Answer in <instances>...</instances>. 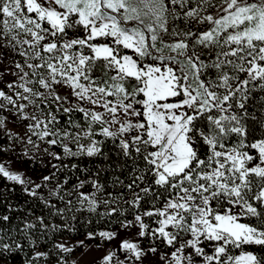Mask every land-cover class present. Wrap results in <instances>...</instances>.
I'll return each mask as SVG.
<instances>
[{
    "label": "snow or ice",
    "instance_id": "1",
    "mask_svg": "<svg viewBox=\"0 0 264 264\" xmlns=\"http://www.w3.org/2000/svg\"><path fill=\"white\" fill-rule=\"evenodd\" d=\"M34 84L44 91L29 86ZM0 85L11 93L0 87V179L12 182L4 191L19 185L60 217L133 211L132 219L117 220L114 231L56 243L54 264H81L90 252L101 255L84 264H264V138L248 142L250 122L264 131V119L250 110L259 93L264 112V0H0ZM62 88L69 94L61 95ZM51 104L56 111L45 112ZM30 106L41 115L26 111ZM60 111L82 113L86 127L69 119L68 128H57ZM17 121L23 131L9 127ZM98 135L131 162L126 187L132 197L107 193L101 199L98 179L81 180L73 209L66 199L72 193L61 195L68 180L49 184L68 167L65 157L102 155ZM84 139L90 143H80ZM17 144L24 145L19 155ZM57 145L63 156L50 150ZM21 157L41 165L35 180L11 167ZM45 158L61 162L47 175ZM87 182L95 191H81ZM147 196L150 208L143 207ZM7 199L0 191V205ZM101 205L104 212H98ZM7 211H14L11 203ZM11 219L0 210V264L20 253L22 264L41 258L48 264L50 253L38 250L35 225L25 221L5 231ZM37 219L46 231L49 225ZM52 228L76 231L66 223ZM77 249H84L80 259L70 260ZM235 249L239 255L230 254Z\"/></svg>",
    "mask_w": 264,
    "mask_h": 264
},
{
    "label": "trees",
    "instance_id": "2",
    "mask_svg": "<svg viewBox=\"0 0 264 264\" xmlns=\"http://www.w3.org/2000/svg\"><path fill=\"white\" fill-rule=\"evenodd\" d=\"M194 6V5H193ZM82 34V33H81ZM259 93L256 94V103H250V110L254 111L257 115L258 120L264 119V112L261 111L259 107ZM59 123L64 124L68 127V120L71 119L77 123H80L86 127V124L83 119V114L77 111H74L69 115L64 114L63 112L58 113ZM94 129L98 131V126H94ZM264 138V131L261 130L258 123L250 122V138L249 143L253 142L256 139ZM95 139L104 141L102 146V155L97 156H87L81 155L76 157H65L62 161L63 164L68 165L67 168H61L57 173L56 177L50 183L53 187L55 186L57 181H60L63 184L65 179L68 180V183L63 186V191L61 195L65 193H72L71 196H66V199H71L73 202V209H75L77 205L78 193L74 186L81 180L89 181L90 179H98L99 183L104 185V191L97 193L98 198L107 199V193H112L113 196L123 194L124 199H131L132 193L127 190L126 185L131 182L133 179L132 174V164L131 162H126V158H124L119 149L113 144L111 139L106 140L103 136H96ZM55 152L59 153L63 156V148H56ZM255 150H251V153H254ZM61 162L54 161L53 164H59ZM72 164L77 165L76 169L71 167ZM143 166L141 165V168ZM86 170V171H85ZM54 171L52 167L47 171L48 174ZM117 180L123 182V187L117 183ZM5 186L11 188L12 182L0 179V191H3L4 196H6L7 202L3 205H0V210L6 211V214L12 217L10 224H5V231L12 228H20L24 225L25 221L31 222L35 225V229L33 231V236L39 238L40 247L38 250L49 252L50 256L47 258L48 263L55 261L57 258L55 255H51L57 252V249L54 248V245L64 237L79 239L86 236L89 231H100L104 229H114L119 224L117 222L118 219H123L126 216L130 219L133 215V211L128 209L123 213V216L117 217L114 214L112 217H101L96 213H88L84 212H66L64 217L55 216L52 212L55 209L49 210L45 207L44 203L39 199L31 198L26 196L22 190L21 186L17 185L15 187V191H4ZM145 185L141 184L140 187H144ZM81 191L85 193H91L95 191L93 189L90 182L85 183L83 189ZM139 191V189H136ZM141 195H143L141 193ZM47 198V195L45 196ZM144 208H150L151 204V196L145 197ZM53 203H56L58 207H64L63 202L57 201L55 198L52 200ZM163 200L157 201V206H161L163 204ZM7 203H11L14 206V211H7ZM128 208V206H125ZM105 206L101 205L98 209V212H104ZM143 210V209H142ZM75 215L77 218L74 221L72 216ZM42 216L44 219V224L49 225V228L42 232L43 225L37 219V217ZM146 222L151 226L155 227L154 219L149 220L146 218ZM245 222H248L245 220ZM254 222V221H252ZM69 224L73 226L76 231L70 232L67 229L61 228L60 230H53L52 225H63ZM12 235L15 237L16 233L13 232ZM18 238V237H17ZM26 245L25 251L31 255V252L28 251L27 241H24ZM258 246H246L244 248L245 251H256ZM239 249L232 250L230 254H236ZM24 259V253H20L16 256L14 260L9 261L12 264H22ZM38 264H45V258H41Z\"/></svg>",
    "mask_w": 264,
    "mask_h": 264
},
{
    "label": "rangeland",
    "instance_id": "3",
    "mask_svg": "<svg viewBox=\"0 0 264 264\" xmlns=\"http://www.w3.org/2000/svg\"><path fill=\"white\" fill-rule=\"evenodd\" d=\"M221 2V0H215V3L217 5H219ZM213 13L216 12V9L213 8L212 9ZM195 27H198V28H201V29H205L207 28V25H197ZM187 30V29H186ZM23 38V37H22ZM208 54L205 53V58H207ZM17 59H20L19 57H17ZM27 70V69H26ZM11 79H14L13 77L9 76L7 77V80H11ZM30 87H33L34 90H38V91H44L42 88H40V86L38 84H34V85H29ZM0 87H3V90H5L6 92H9V90L3 86V85H0ZM18 91H22L21 89H17ZM60 92L61 95H68L69 92H68V89L66 88H62V89H59L58 90ZM9 94H11L9 92ZM71 101L73 104H76V103H79L75 97H72L71 98ZM20 103H23V101H20ZM70 105L68 103H64L63 107H69ZM83 107L85 108H92L93 106L88 104V103H83L82 104ZM43 107V106H42ZM53 111L55 112L56 111V105L55 104H51L50 105V109L49 108H45L44 111L47 112V111ZM95 110L97 111H102V109L100 108H96ZM28 111L29 113H35L37 115H41L39 112H37L35 109H33L31 106L26 110ZM62 112V111H60ZM60 112H57L56 114L58 115V113ZM10 119H14V117H10ZM26 123V122H25ZM98 126V125H97ZM9 127L13 129V131H23V129L21 128L20 126V122H16V123H10L9 124ZM57 128H60L61 130L65 129V128H68L66 127L64 124H61V123H58L56 125ZM99 128V126H98ZM72 131H75V129H70ZM33 141L36 142V143H40L41 147H46L47 145L42 142V141H39L35 136H33ZM64 143L68 144L70 148H72L73 151H76L77 148H76V144L75 143H72L70 141H67L65 140ZM80 143L84 144V145H87L90 143V141H88L87 139H84V140H81ZM24 145H21V144H17L16 145V149H17V155H19L23 149ZM29 148H31V145H28ZM62 148V146L60 145H57V146H53L50 150L51 151H54L56 150V148ZM250 154H253V155H256V153H250ZM55 160H51V162L49 163L48 162V159L45 158V162L47 163V170L43 173L45 175L48 174V170L51 168V165L54 163ZM11 167L14 169V170H18L20 172H23V173H27V175L31 176L34 180L36 179L37 176L40 175V172L37 170L39 167H41V165L39 164H32V163H29V162H26L25 158L21 157L19 159H14V162L11 164ZM36 182H40L39 180H36ZM49 187H53L51 184H49ZM43 191V194L46 196L47 195V192H48V188H45L42 190ZM163 205V204H162ZM161 205V206H162ZM237 211H239V209H237ZM132 219V217L130 218ZM146 219V218H145ZM245 222V221H244ZM119 227V225L114 228V229H110V230H116L117 228ZM105 230V229H104ZM84 239L83 238H79V239H72V238H67V237H64V238H61L58 242H64V241H67L69 243V245H71L72 243H74L75 241L77 240H82ZM57 242V243H58ZM87 244H91L92 242L91 241H86ZM84 251V249H77L73 255L71 257H69L70 260L72 259H77L79 260L80 259V256H81V252ZM210 251V249H209ZM240 254V251H238L236 254L234 255H239ZM101 255V253L99 252H90L88 253V255L84 256L83 257V260L81 261V264H84V261H91L93 259V257H96V256H99ZM55 261L53 262H49L48 264H54ZM9 264H12L9 262ZM96 264H99V261L97 260Z\"/></svg>",
    "mask_w": 264,
    "mask_h": 264
}]
</instances>
